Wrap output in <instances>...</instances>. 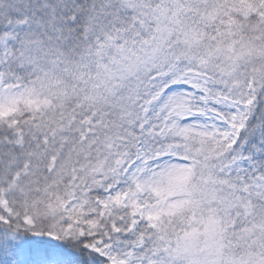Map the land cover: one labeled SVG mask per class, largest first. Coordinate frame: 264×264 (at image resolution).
<instances>
[{"label":"snow or ice","instance_id":"6c2138e0","mask_svg":"<svg viewBox=\"0 0 264 264\" xmlns=\"http://www.w3.org/2000/svg\"><path fill=\"white\" fill-rule=\"evenodd\" d=\"M0 264H264V0H0Z\"/></svg>","mask_w":264,"mask_h":264}]
</instances>
